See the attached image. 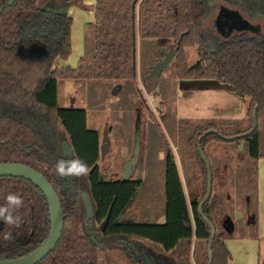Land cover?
I'll use <instances>...</instances> for the list:
<instances>
[{"label": "trees", "instance_id": "1", "mask_svg": "<svg viewBox=\"0 0 264 264\" xmlns=\"http://www.w3.org/2000/svg\"><path fill=\"white\" fill-rule=\"evenodd\" d=\"M37 1L16 0L10 7L9 0H0V164L30 167L49 182L59 198L64 215L61 238L38 264H97L98 249L84 232L87 216L82 193L92 202L90 231L97 232L102 242L145 239L173 252L176 264H208L210 227L198 211L206 194L207 172L198 148L204 151L209 143L222 141L215 135H204L208 131L224 137L248 132L254 111L258 126L249 137L238 139L244 143L238 164L241 192L251 214L250 235L256 237L257 163L264 151L263 133L258 130L264 123V0H97L94 22L84 30L83 55L74 69L59 68L55 63L71 53L72 18L41 9ZM65 3L86 8L81 0ZM220 5L236 10L251 28L223 36L212 24L205 26ZM137 39L153 44L155 62L164 58L163 53L173 52L169 65L177 80L217 81L248 100L247 127H227L232 130L228 135L217 128L215 120H174L168 134L177 135L187 193L172 152L160 147L164 153L163 198L159 204L150 200L138 209L136 202L144 180L106 179L99 166V132L87 128L84 109L64 107L61 99L66 80L84 94L87 87L95 90L106 82H134ZM190 48L196 49L199 58L193 65H188L185 52ZM153 64L145 68L141 56V78L148 93L154 90L146 80ZM128 92L135 96L133 89ZM65 137L70 156L61 151ZM238 141L232 145L234 151ZM72 158L87 163V176L56 175L57 160ZM211 174L213 190L212 168ZM8 193L20 195L24 203L15 213L21 217L19 227L0 221L1 260L33 251L46 238L50 225L46 200L39 189L26 180L0 178V206ZM212 205L211 194L202 207L203 215L215 228L211 264H227L230 255L224 242L230 235L211 217ZM159 217L164 218L162 224L156 222ZM106 218L101 232L99 225ZM9 232L13 239L6 241L3 237ZM200 248L203 250L198 252Z\"/></svg>", "mask_w": 264, "mask_h": 264}, {"label": "rangeland", "instance_id": "2", "mask_svg": "<svg viewBox=\"0 0 264 264\" xmlns=\"http://www.w3.org/2000/svg\"><path fill=\"white\" fill-rule=\"evenodd\" d=\"M42 1L43 0H41V2ZM49 1L57 3L56 1L59 0ZM40 4L39 0V5ZM221 9L236 11L223 5L218 7L214 17L205 23V26L212 24L216 32H218L216 20ZM238 15L246 21L239 13ZM155 52V47L152 43L139 41L137 44L138 65L141 61V56L145 61V68L150 62L155 63ZM185 52L188 65H193L198 61L199 58L195 48L187 49ZM79 59L80 57L76 58L75 55H73L71 57V62L74 63L77 61L76 63L78 64ZM173 59L174 57L170 63ZM148 81L149 85L156 87V89L154 88L150 95L142 91V95H135L136 97L128 96V90L134 89L135 85L138 86V82H122L121 86L124 87V89L119 95V91H117L118 96L116 97H112L109 94L113 84L105 86V90H107L108 93L103 89L101 90L99 87L95 90L87 87L85 90L86 95L78 91V87H75L70 80L65 81L69 88H65L64 85L61 88L63 106L70 107L69 98H74L75 102L73 103V107L86 108V119L89 124L87 126L96 129L100 134V139L103 131L108 129V151L99 161V166L105 178L108 180L121 179L130 171L132 172L131 175L133 178H141L144 180V187L141 189L137 199L138 201L136 202L137 209L139 206L143 207L149 203L150 200L159 204L163 198L161 173L164 153L159 151L160 147L161 149L168 148L172 152L177 167L182 173L184 192L187 193L182 165L179 160L176 145V141L178 140L177 135L170 136L168 134L170 129L173 128L172 125L174 120H177V79L172 76V70H170V65H168L159 76H153ZM104 85H102L101 88ZM246 102L248 103V100H246ZM133 104H135L134 107ZM157 106L162 107L161 112L155 110ZM137 107L141 110V116L138 125L139 132L136 133L134 121L137 116L134 109ZM237 124L242 129L246 128L241 126L243 122L241 123L240 121L216 122L217 128L226 135L230 134L232 130H227L225 128H233L236 127ZM262 126L263 125L260 124L258 128L261 134L263 133ZM136 136L138 138L140 152L138 154V163L134 166L135 168H132L131 166L128 167L127 162L132 158V151L135 146L134 138ZM236 141H213L209 143L203 151L214 171L212 190L213 211L211 212V217L231 235L241 234V226L245 224L247 216V198L241 192L238 164L240 153L234 151V147L232 146L235 145ZM243 144V141L239 140L236 149H243ZM199 182L200 179L197 178L195 184L198 185ZM236 214H238V218L235 217ZM160 220H162V217L157 218L156 222H160ZM134 242L138 248L145 252L152 251V249L156 248L153 242L145 239H137L134 240ZM199 250L198 252H201L203 248ZM122 252H125V250L119 247L113 248L112 250L107 249L104 251V257L98 260V264H135L122 255ZM162 259H164L162 261L164 264H175L173 255L165 256Z\"/></svg>", "mask_w": 264, "mask_h": 264}, {"label": "crops", "instance_id": "3", "mask_svg": "<svg viewBox=\"0 0 264 264\" xmlns=\"http://www.w3.org/2000/svg\"><path fill=\"white\" fill-rule=\"evenodd\" d=\"M50 2L49 0H43L37 6L41 9L48 10L54 13L64 14L72 18V26L70 29V43L71 53L69 57L64 60H56V65L59 68H76L77 61L71 62V57L75 55L76 58H81L83 55V39L84 30L87 24L94 22V6L97 0H81L82 4L86 7L81 9L76 6L67 5L65 0H59ZM140 40L136 41V79L133 83L138 82V86L135 85V95H142L144 91L148 93L144 86L141 78L140 63L137 62V44ZM152 63V62H150ZM156 63V62H155ZM154 63V64H155ZM153 64V65H154ZM152 65V66H153ZM151 66V67H152ZM65 83V82H64ZM122 82H106L102 88L105 90V86L112 85L109 92L110 96L116 97L124 89L121 86ZM65 88H69L68 84H63ZM177 100H176V118L177 120H188V121H201V120H215V121H236L243 122L242 127H247L246 111L247 102L246 99H241L235 94L231 93L228 86L220 84L212 80H177ZM156 87H153V89ZM108 93L107 90H105ZM117 91L118 95H117ZM156 92V90H155ZM141 93V94H140ZM152 93V92H151ZM86 95V94H85ZM128 96H134L129 94ZM155 96V95H154ZM74 98H69L70 107H73ZM135 104H133V107ZM132 107V108H133ZM79 108V107H73ZM84 110L86 108L80 107ZM139 107L135 108V114L137 115ZM141 112V110H140ZM141 116V115H140ZM87 117V116H86ZM86 125L88 120L86 119ZM263 138H264V123L262 124ZM88 128L93 129L89 126ZM108 136V134H107ZM61 143H67L65 137ZM238 153L243 151L242 148L237 149ZM258 194H257V228L256 237L250 235V224L251 214L248 213L246 222L241 226L240 235H230V238L225 240L224 244L229 252L230 258L227 264H262L264 263V151L262 157L258 160ZM181 182L182 173L177 167ZM247 207V205H246ZM238 218V214L235 216ZM164 222V218L160 220V224Z\"/></svg>", "mask_w": 264, "mask_h": 264}, {"label": "water", "instance_id": "4", "mask_svg": "<svg viewBox=\"0 0 264 264\" xmlns=\"http://www.w3.org/2000/svg\"><path fill=\"white\" fill-rule=\"evenodd\" d=\"M16 0H9V6H13L15 4ZM48 11V10H46ZM51 12V11H49ZM54 13V12H53ZM59 14V13H57ZM216 26L218 29V32L223 35L227 36L232 31H241V30H247L250 29L251 26L244 21L236 11H230L226 9H221L218 18L216 20ZM164 58L157 63L153 65V67L150 69L149 74L146 76V80H150L153 76H159L162 71L169 65L170 61L174 57V54L172 51L168 53H163ZM217 82V81H216ZM140 109H138L137 117L134 121V129L135 132H139V123H140ZM252 128L239 136L234 137H224L220 135L217 131H208L204 135H215L220 140L224 142H232L236 141L238 139L249 137L254 133V131L257 129L258 122L256 118V112L254 111L252 116ZM135 146L132 151V158L127 162L128 167L131 166L134 168L138 161V154H139V143L137 136L134 138ZM108 145H109V139L107 136L106 129L102 133V139H101V145H100V158L102 159L106 152L108 151ZM61 151L64 155L70 156L72 154L71 149L68 145V143H61ZM198 153L200 155L201 160L203 161L206 172H207V185H206V194L203 199V201L199 205V214L202 216L203 220L209 225L210 227V240L209 245L207 248V255H208V264H211L212 261V252H211V246L212 242L215 238V228L214 226L208 222L207 218L203 215L202 207L205 203H207L211 197L212 194V174H211V168L209 161L207 160L203 150L199 147ZM131 164V165H130ZM130 168V169H132ZM128 171L127 174L122 177V180L130 179L132 172ZM3 177H9V178H17V179H23L31 183L35 188L39 189L43 196L45 197L47 209H48V216H49V232L47 237L38 245V247L30 252L29 254L15 258L10 260H0V264H38L41 262L44 258H46L56 247L58 244L62 230L64 225V215L61 209V204L59 201V198L52 188V186L49 184V182L38 172L31 169L30 167L20 164V163H1L0 164V178ZM82 201L83 206L87 215V218L89 220L93 217V208H92V202L88 194L82 193ZM107 223V218L103 222L101 229L104 228V226Z\"/></svg>", "mask_w": 264, "mask_h": 264}, {"label": "flooded vegetation", "instance_id": "5", "mask_svg": "<svg viewBox=\"0 0 264 264\" xmlns=\"http://www.w3.org/2000/svg\"><path fill=\"white\" fill-rule=\"evenodd\" d=\"M157 63V62H156ZM153 67V66H152ZM151 67V68H152ZM107 134H108V129H106ZM102 136V135H101ZM102 139V137H101ZM168 149V148H167ZM164 158V155H163ZM163 160V159H162ZM138 163V161H137ZM136 163V165H137ZM135 168V167H134ZM132 177V175H131ZM130 177V178H131ZM3 178H9V177H3ZM17 179V178H16ZM23 180V179H22ZM117 180H122V179H117ZM82 197V196H81ZM83 202V201H82ZM84 207V206H83ZM93 208V207H92ZM85 210V209H84ZM86 213V212H85ZM249 213V212H248ZM87 216V215H86ZM92 220H89L87 218V221L85 223V228H84V232H86L89 237L90 240L92 241L93 245L98 249V256H97V264H98V260L100 258L104 257V251L107 249L112 250L113 248H123L125 250V252H122V255H124L127 259H129L130 261L134 262L135 264H164L162 261L164 259L165 256H169V255H173L174 259H175V264H176V257L175 254L173 252H166L163 251L158 245H156V248L152 249V251L149 252H145L144 250L138 248L134 242V240L137 239H131V240H121V239H116L114 242L110 243V244H106L104 242H102V238L97 236V232L94 231H90L91 227H92ZM106 220V219H105ZM104 220V221H105ZM103 221V222H104ZM108 221V220H107ZM102 222V224H103ZM158 223V222H157ZM50 224V223H49ZM102 224L99 225L101 232L104 230L105 226L103 229H101ZM107 224V223H106ZM160 224V223H159ZM50 227V225H49ZM49 232V231H48ZM100 232V233H101ZM48 235V234H47ZM47 237V236H46ZM38 247V246H37ZM36 247V248H37ZM35 248V249H36ZM133 248V251H132ZM34 249V250H35ZM33 250V251H34ZM32 252V251H31ZM29 254V253H28ZM27 255V254H26ZM25 256V255H24ZM164 256V257H163ZM23 257V256H22ZM19 258V257H18ZM15 259V258H14ZM45 259V258H44ZM1 260V259H0ZM10 260V259H8ZM40 263V262H39Z\"/></svg>", "mask_w": 264, "mask_h": 264}, {"label": "clouds", "instance_id": "6", "mask_svg": "<svg viewBox=\"0 0 264 264\" xmlns=\"http://www.w3.org/2000/svg\"><path fill=\"white\" fill-rule=\"evenodd\" d=\"M89 167L80 158L59 159L55 164V173L60 178H79L89 174ZM5 204L0 206V221L13 227H19L21 217L15 213L23 206V199L15 193H8L5 197ZM4 240L11 241L12 234L6 233Z\"/></svg>", "mask_w": 264, "mask_h": 264}, {"label": "built area", "instance_id": "7", "mask_svg": "<svg viewBox=\"0 0 264 264\" xmlns=\"http://www.w3.org/2000/svg\"><path fill=\"white\" fill-rule=\"evenodd\" d=\"M155 110H156L157 112H161V111H162V107H161V106H157V107L155 108Z\"/></svg>", "mask_w": 264, "mask_h": 264}]
</instances>
